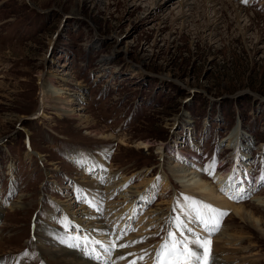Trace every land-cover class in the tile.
<instances>
[{"label":"rangeland","instance_id":"obj_1","mask_svg":"<svg viewBox=\"0 0 264 264\" xmlns=\"http://www.w3.org/2000/svg\"><path fill=\"white\" fill-rule=\"evenodd\" d=\"M213 160L261 225L226 209L199 234L206 264H264V0H0V264L91 261L74 237L111 242L103 264H153L192 198L174 169L215 184Z\"/></svg>","mask_w":264,"mask_h":264},{"label":"bare ground","instance_id":"obj_2","mask_svg":"<svg viewBox=\"0 0 264 264\" xmlns=\"http://www.w3.org/2000/svg\"><path fill=\"white\" fill-rule=\"evenodd\" d=\"M52 82V80L50 81ZM50 82H47V79L46 78H42V91H43V104L44 102L46 103V101L48 102L50 99H52L54 97V93L52 92V88H51V83ZM240 138V131L239 129L237 128L236 131L232 134V136L229 137V140L231 141L232 145L235 144V142L237 143L235 146L238 147V144L239 142L237 141L238 139ZM30 141V140H29ZM141 146H146V144H141ZM236 150V149H235ZM237 151V150H236ZM37 155V154H36ZM181 158V157H180ZM96 165V164H95ZM96 169V168H95ZM193 173L195 172H189L186 170V168H179V167H176L174 169V174H176L178 177H175V180L178 181L179 184H181L183 190L186 192V193H189L192 195V199L193 200H196V201H200V202H203L205 204H208V205H211L213 206L214 208L216 209H219L223 212L227 211L228 210H231V212L233 214H235L236 217H239L241 220H247L249 222H252L254 224H256L257 227H259L261 225V222L259 219H256L254 217V215L249 212L248 210L245 209L244 205H240L238 206L237 202H239L240 199H237V192L238 191H243L241 193V196L244 197V196H247L248 193H244V191L246 189H244V186H242L241 188H239L238 186H236L235 184V181H236V173L235 171H231L230 173L229 172H226L225 174H215L213 175L214 176V180H215V184H212L210 183L208 180H203L201 178H199V175L197 176V178H199L198 180H195V181H192L191 179H188L187 180V176H190V175H193ZM197 173V172H196ZM232 178V184H233V187L229 188L228 189V192L229 194L232 192L234 193L233 195L230 194L227 198V197H223L222 194L220 192H224V191H221L222 188H226L225 185H228L229 183V178ZM193 179V178H192ZM125 181V180H124ZM91 182V181H90ZM158 182V181H157ZM155 182V183H157ZM123 183V182H122ZM121 183V184H122ZM161 183V187L165 190L168 191V189H170V183H169V179L165 176L163 177V180L160 182ZM117 184V183H115ZM119 184V185H121ZM215 185V186H214ZM245 185V183H244ZM117 186V185H116ZM124 186V185H123ZM122 186V187H123ZM158 186V185H157ZM121 187V188H122ZM90 188V187H88ZM115 188V187H113ZM119 189V188H118ZM241 189V190H240ZM117 190V189H116ZM112 191V190H111ZM118 191V190H117ZM189 191V192H188ZM88 193H90V195L92 196L91 198H93L95 195H93L89 189H88ZM240 194V193H239ZM88 195V194H86ZM100 196H102L101 194L98 196H95V200L93 201L94 204L96 203H100V202H103L102 201V197L100 198ZM230 196L232 198H230ZM89 198V199H91ZM94 199V198H93ZM259 201V200H258ZM257 202V201H256ZM259 204L264 207V200L263 201H259ZM180 207L183 209L184 207V204H179ZM113 208V207H112ZM130 207H127V209H129ZM85 209V208H84ZM131 209V208H130ZM129 209V210H130ZM128 210V211H129ZM177 210V209H176ZM89 211V210H88ZM127 211V212H128ZM127 212H124V210H122V214H127L128 216H134L136 215V209L135 207L133 208V211L127 213ZM85 213V214H84ZM87 212H81V213H78L79 216H81L82 218H80L79 220H76L77 222H79L78 224H82L84 223L83 222V218H86V215ZM117 215V216H113V219H112V222H117L118 220L120 221V226H122L124 224V218H121L119 219V217L123 216V215ZM68 215H71L72 214H68ZM107 215V214H106ZM177 217H180V219L182 221H185V222H188L189 223V227L191 226L198 234H202V235H205L206 233H208L207 231H205L203 229L202 226L199 225V222L197 221L196 223H191L189 222V218L186 217L183 213L179 212L178 213V216ZM223 218L225 217H222L220 222L223 220ZM126 219V218H125ZM129 219V218H128ZM86 221V220H85ZM124 221V222H122ZM101 223H104V226H102V229L104 230V228L107 226L105 221H99ZM118 223V222H117ZM77 225V224H76ZM78 226V225H77ZM80 227V226H79ZM79 230V229H78ZM103 232V231H102ZM100 234V233H99ZM201 235V236H202ZM74 236V235H73ZM46 241H49L51 240L50 238H47L45 239ZM70 240L67 238V241ZM93 240H96V239H93ZM99 241H101L100 239H98ZM75 242V241H74ZM102 242V241H101ZM107 245V244H105ZM92 246H95V250L97 251V254L99 255L101 253V250H103L101 248V246L99 244H92ZM98 246V247H97ZM115 248H113V251H114ZM215 249V248H214ZM45 250V249H44ZM47 250V249H46ZM138 250V249H136ZM112 251V253H113ZM104 252V251H103ZM127 252V251H126ZM43 253H46V251ZM42 253V254H43ZM111 253V254H112ZM51 255L53 254L54 255V258L56 257V260L58 263L60 264H103L101 262H98V261H94V260H85L83 261V259L81 257H79V254L76 253V251H66L64 249H54L53 248L51 249ZM105 254V252L103 253ZM107 254V253H106ZM214 254H216V251H214ZM116 257H117V260L118 261H124L126 260V258L128 257L124 251L122 252H119V250H116ZM205 257V256H204ZM147 258V257H146ZM222 260V259H221ZM206 264L207 262V258H205L203 260ZM210 261L213 262V264H224L225 262L224 261H220L218 258H210ZM146 262L147 263H151V260H147L146 259ZM227 263V262H226ZM142 264V263H141ZM208 264V263H207Z\"/></svg>","mask_w":264,"mask_h":264},{"label":"snow or ice","instance_id":"obj_3","mask_svg":"<svg viewBox=\"0 0 264 264\" xmlns=\"http://www.w3.org/2000/svg\"><path fill=\"white\" fill-rule=\"evenodd\" d=\"M215 166L216 162L214 160L211 161L209 165L210 170L208 171L209 175H214ZM231 187H233V184L232 178L230 177L228 185L226 188H222L221 191L228 194V189ZM81 196L91 206V202L87 200V196L83 192ZM230 198L232 197L230 196ZM242 198V196L237 197V199ZM177 207H180V205L178 204ZM181 211L189 218V222L196 223L198 221L199 225L209 234L218 230L221 218L227 214L211 205L193 200L189 197L184 198V207ZM170 224L169 231L161 238L162 242L155 251L153 264H203L207 251L206 245L209 241L201 237L193 228L189 227L188 222L182 221L180 217H174ZM73 239L75 242L62 239L61 243H66V246L69 248L82 251L91 260L99 262L101 261V256L96 254L94 248L90 249L89 245L99 244L109 256L113 251L111 242L105 245L99 240H89L86 237H74Z\"/></svg>","mask_w":264,"mask_h":264}]
</instances>
